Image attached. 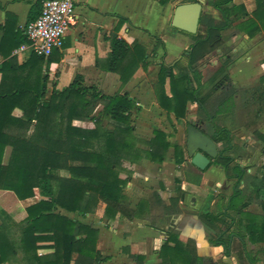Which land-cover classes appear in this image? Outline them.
I'll return each mask as SVG.
<instances>
[{
	"label": "trees",
	"instance_id": "1",
	"mask_svg": "<svg viewBox=\"0 0 264 264\" xmlns=\"http://www.w3.org/2000/svg\"><path fill=\"white\" fill-rule=\"evenodd\" d=\"M158 1L164 5L169 0ZM41 3L36 0L34 4L37 13ZM207 3L220 12L221 19L207 13L200 15L198 29L203 28L204 34L191 35L192 42L183 53L186 65L177 73L174 67L178 62H165L166 51L159 37L153 36V45L147 50L138 42L129 44L119 37L116 31L120 24L108 37L107 57L97 62L101 69L116 73L122 87L139 67L147 68L148 57H155L161 47L154 86L159 107L176 119H184L188 105L195 103L196 119L188 124L204 122L210 126L208 135L217 145V156L209 165L221 166L226 177L235 180L224 214L230 222L224 229L217 225L224 223L220 214L209 210L211 193L200 209L201 218L217 233L210 243L221 245L224 254L229 255L232 239L238 238L248 261L254 264L256 255L264 254V246L254 255L246 251V244L264 245V199L258 201L260 214L244 209L251 198L246 193L248 187L256 193L264 190V163L253 175L233 163L231 128L216 127L214 120L219 114L254 115L255 120H240L239 125L250 129L264 151V133L258 126L264 121V73L248 87L234 86L224 74L207 94L200 95L199 67L225 39L239 32L249 38L262 33L264 38V0H255L250 12L244 4H234L232 0ZM0 30V195L9 193L13 199L24 200L33 197L35 190L39 194L37 201L25 207V216L19 221H13L0 209V264H102L106 257L97 249L98 229L83 220L95 212L100 201L105 203L103 216L107 220L120 213L129 219H145L154 230H164L159 264H211L208 258L196 254L192 240L183 242L177 226L170 223L172 216L183 213L185 191L179 178L167 202L153 191L148 199L130 208L125 193L132 174L126 162L134 164L145 158L162 163L169 147H173L175 163L179 165L184 160L182 147L170 142L160 128H154L149 139L138 137L132 117L138 106L126 91L105 94L95 84H86L80 74L60 89L52 83L49 90L51 56L30 53L26 61L19 63L11 53L26 41L24 33L14 31L6 22ZM229 63L226 59L225 67ZM167 82L170 94L165 90ZM15 109L21 114L15 115ZM189 165L192 166L190 162ZM241 181L243 186L239 187ZM39 250L44 252L39 254ZM128 254L135 264H142V255ZM262 261L264 264V258Z\"/></svg>",
	"mask_w": 264,
	"mask_h": 264
},
{
	"label": "crops",
	"instance_id": "2",
	"mask_svg": "<svg viewBox=\"0 0 264 264\" xmlns=\"http://www.w3.org/2000/svg\"><path fill=\"white\" fill-rule=\"evenodd\" d=\"M203 1L205 3L202 5V11L206 8L205 13L221 19L220 12L208 4L207 0ZM73 2L76 21L67 30L62 47L49 54L51 56L48 66L49 90L52 83L60 89L71 82L61 86V78L66 77V80H70L76 74H80L84 81L87 76H94L96 81L91 84L98 86L105 94L116 92L121 87L118 75L101 69L97 60L107 57L110 50L108 37L119 24L116 31L119 37L129 44L138 42L147 50L153 45V36L159 37L166 51L165 62L171 64L178 62L174 67L175 73L186 65L187 59L185 55L183 59L182 53L192 42V34L170 24L174 7L180 3V0H169L164 5L158 0H73ZM35 3L36 0H0V25L3 26L6 22L14 31L23 32L24 25L40 13L41 7L38 13L34 10ZM232 3L244 4L249 12L255 6V0H232ZM119 17L124 20L119 21ZM159 48L155 57L151 55L148 57L147 68L139 67L130 80L122 86L121 91L128 92L138 106L132 115L135 134L138 137L149 139L153 136V129L160 128L168 134L167 139L174 143L176 133L180 134V122H184L185 118L176 119L172 113L160 108L157 103L154 86L159 65L154 70L150 62L162 55L159 56V52L162 51L161 47ZM12 56L21 63L29 58L30 53L23 51ZM226 59L230 62L227 67L224 64ZM199 70L202 74L200 95L207 94L224 74L228 75L230 83L236 87L251 86L264 73L263 34L259 33L249 38L243 32H239L225 39L224 43L206 58ZM154 71H156L155 77H152ZM165 90L170 94L168 82ZM189 107L195 110L194 113L189 114ZM15 110L17 112L15 115L21 114L19 109ZM188 115L190 120L196 119L195 103L188 105ZM255 119L254 115L248 116L242 112L236 115L219 114L214 120L216 127L231 128L233 149L230 154L234 158L233 163H239L246 168L248 174L252 175L258 174L260 166L264 163V151L262 144L252 136L250 129L239 124H241L240 120L244 122ZM161 122H166V126L156 125ZM198 126L202 127L207 135L212 131V128L204 122ZM258 126L264 133V121ZM167 128L172 132H167ZM175 143L179 144L184 152V160L179 165L175 163L173 147H169L162 163L151 162L145 158L134 164L125 163L132 169L131 178L125 187V193L130 200L129 207L134 208L138 201L148 199L153 191L158 192L167 202L168 198L174 195L175 179L179 178L180 185L185 191L181 203L183 213L172 216L170 223L177 226L181 240L183 242L192 240L196 254L208 258L211 264L215 262L252 264L248 261L238 238L232 239L229 255L224 254L221 245L211 244L210 240L214 239L217 233L200 216L206 195L211 193L209 210L212 214H220L219 217L224 221L217 225L224 229L229 224L230 219L224 215L227 211L225 206L232 194L235 180L227 178L224 169L219 165L211 164L204 170H199L193 164L189 165L190 158L187 150L184 149L186 145L183 146L179 140ZM65 172L61 171L62 175H68ZM242 186L243 181L239 187ZM246 193L251 198L244 210L251 214H260L258 201L264 199V190L256 193L250 186ZM38 199L39 194L35 190L33 197L17 200L12 207L5 208L0 205V209H4L13 221H19L25 216V207ZM104 208L105 203L100 201L95 212L87 214L83 219L92 222L98 229L97 249L106 257L102 264H135L128 252L142 255L144 257L142 264H159L158 251L165 239L164 230L162 228L154 230L145 219L137 217L129 219L120 213H117L114 219L107 220L103 216ZM263 246L261 243L247 242L246 251L254 254ZM43 252L38 251L39 254ZM263 258L264 254L259 253L254 264H263Z\"/></svg>",
	"mask_w": 264,
	"mask_h": 264
},
{
	"label": "built area",
	"instance_id": "3",
	"mask_svg": "<svg viewBox=\"0 0 264 264\" xmlns=\"http://www.w3.org/2000/svg\"><path fill=\"white\" fill-rule=\"evenodd\" d=\"M75 21L73 0H42L40 13L23 27L26 41L14 48L12 55L28 51L47 57L62 47L66 32Z\"/></svg>",
	"mask_w": 264,
	"mask_h": 264
},
{
	"label": "water",
	"instance_id": "4",
	"mask_svg": "<svg viewBox=\"0 0 264 264\" xmlns=\"http://www.w3.org/2000/svg\"><path fill=\"white\" fill-rule=\"evenodd\" d=\"M202 5L203 0L177 4L171 16V26L191 34L196 33L200 15L203 14ZM185 145L191 164L199 170L207 168L210 160L218 153L216 143L194 123L186 126Z\"/></svg>",
	"mask_w": 264,
	"mask_h": 264
},
{
	"label": "rangeland",
	"instance_id": "5",
	"mask_svg": "<svg viewBox=\"0 0 264 264\" xmlns=\"http://www.w3.org/2000/svg\"><path fill=\"white\" fill-rule=\"evenodd\" d=\"M203 3H205L204 1H203ZM204 7V6H203ZM206 8H204L203 9V12L205 13L206 12ZM196 34H198V35H203L204 34V29L203 28H199L198 29V31L196 32ZM159 50H160V48H159ZM161 52H163V51H160L159 52V56H160V54H162ZM184 53V52H183ZM182 53V56H183V59H185V56H184V54ZM158 60H159V58H156V59H154V60H152L151 62H150V66H152V68H154V70H156V67H157V65H158ZM183 62V61H182ZM185 62V61H184ZM181 64H183V63H181ZM155 72L156 71H154V74H152V77H155ZM67 78L66 77H63V78H61V82H60V85L61 86H63V85H66V84H68L72 79H70V80H66ZM94 81H96V78H94V76H87V78L85 79V83L86 84H91V83H94ZM254 84V83H253ZM252 84V85H253ZM122 90V87H120V88H118L117 89V91H121ZM194 109H190V107H189V114H191V113H194ZM14 114H17V112H16V110H14ZM158 120H160V119H158ZM192 120V119H191ZM188 121H190V115H188V116H186V118H185V121L183 122V121H181L180 122V134H177L176 133V136L177 137H175L176 139H174V140H176L175 142H177L178 140L179 141H181L182 142V144H183V146H185V136H186V126H187V124H188ZM137 124H139V123H136V125ZM166 122H164V123H160V124H156V125H159V126H166ZM256 125V124H255ZM155 126V125H154ZM240 127V126H239ZM148 129V127L146 128V130ZM167 132H169V133H171L172 131H170V129L169 128H167ZM176 132H177V130H176ZM175 135V134H174ZM143 139V138H142ZM173 140V141H174ZM184 149H185V151H186V148L184 147ZM188 158H190L189 156H188ZM126 166H127V164H126ZM128 168H129V166H127ZM131 169V168H130ZM131 171H132V169H131ZM66 173V172H65ZM62 174V173H61ZM67 174V173H66ZM1 196V195H0ZM16 202H17V200L16 199H13V197L9 194V193H6V194H3L2 196H1V198H0V205L1 206H3V207H5V208H7V207H12V206H14L15 204H16ZM147 221V220H146Z\"/></svg>",
	"mask_w": 264,
	"mask_h": 264
}]
</instances>
